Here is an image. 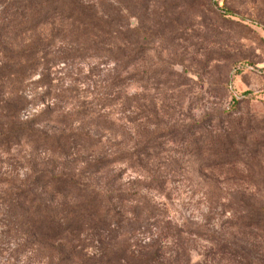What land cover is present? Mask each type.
Segmentation results:
<instances>
[{
    "label": "rangeland",
    "instance_id": "obj_1",
    "mask_svg": "<svg viewBox=\"0 0 264 264\" xmlns=\"http://www.w3.org/2000/svg\"><path fill=\"white\" fill-rule=\"evenodd\" d=\"M41 4L0 5V264H58V175L136 188L166 264H264V0Z\"/></svg>",
    "mask_w": 264,
    "mask_h": 264
},
{
    "label": "trees",
    "instance_id": "obj_2",
    "mask_svg": "<svg viewBox=\"0 0 264 264\" xmlns=\"http://www.w3.org/2000/svg\"><path fill=\"white\" fill-rule=\"evenodd\" d=\"M42 1L44 0H0V5L3 9L12 11L11 13L19 14L22 21L27 22L26 18L30 14L35 13L32 16L37 17L36 11L41 7ZM5 71H11L10 67H5ZM6 109L9 113H14L8 107ZM21 133L27 137L38 135L28 128ZM85 141L93 140L88 138ZM122 157L117 156L121 161L132 159V156ZM111 163L113 161L100 160L89 166V169L97 172ZM80 179L75 175L55 176L58 208L52 240L58 264H92L91 260H94L93 264L167 263L158 245L139 247L138 250L131 243L139 231L137 226L141 215L147 213L148 219L156 217L153 207L145 202L143 207L140 206L141 198L136 188L126 191L119 188L107 189L106 186L94 189L78 183Z\"/></svg>",
    "mask_w": 264,
    "mask_h": 264
}]
</instances>
